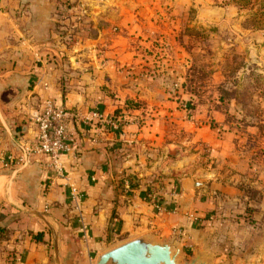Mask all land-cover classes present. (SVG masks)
Returning a JSON list of instances; mask_svg holds the SVG:
<instances>
[{
  "label": "crops",
  "instance_id": "obj_1",
  "mask_svg": "<svg viewBox=\"0 0 264 264\" xmlns=\"http://www.w3.org/2000/svg\"><path fill=\"white\" fill-rule=\"evenodd\" d=\"M68 5L0 3V264H96L143 235L178 243L184 257L199 252L214 264L245 263L253 242L248 249L239 208L250 191L264 196V136L229 122L232 110L217 105L206 111L202 104L195 119H183L152 83L122 75L141 25L111 18L108 2H76L74 8L97 5L106 16L85 15L97 36L67 43ZM46 98L72 114L76 142L62 155L63 174L36 151L35 119ZM128 99L144 108L130 109L121 129L82 123L86 110L109 116ZM172 146L177 153L170 154ZM4 154L16 163L3 167Z\"/></svg>",
  "mask_w": 264,
  "mask_h": 264
},
{
  "label": "rangeland",
  "instance_id": "obj_2",
  "mask_svg": "<svg viewBox=\"0 0 264 264\" xmlns=\"http://www.w3.org/2000/svg\"><path fill=\"white\" fill-rule=\"evenodd\" d=\"M83 1L108 2L111 18L129 17L140 23L141 35L129 41L133 57L120 68L131 82L152 83L157 97L174 101L171 110L183 119H195L202 104L206 111L217 105L232 110L229 122L249 125L264 136V29L250 25L254 9L227 0H62L69 3L62 16L73 19L72 26L64 30L67 43L99 32L85 21V15L99 16L103 11L97 5L93 10L90 6L74 8L76 2ZM111 29L118 32L121 26L115 22ZM127 104L130 108L125 105L111 113L123 126L131 120L127 116L133 115L130 109L144 108L140 100L128 99ZM89 111L81 114L84 125ZM156 114L163 122L169 118L168 114ZM205 150L210 151L209 147ZM175 153L176 146H172L170 154ZM250 192L252 198L239 208L245 218L242 227L249 230L248 249L253 242L243 264H264V208L259 202L264 196ZM217 264L225 262L217 260Z\"/></svg>",
  "mask_w": 264,
  "mask_h": 264
},
{
  "label": "built area",
  "instance_id": "obj_3",
  "mask_svg": "<svg viewBox=\"0 0 264 264\" xmlns=\"http://www.w3.org/2000/svg\"><path fill=\"white\" fill-rule=\"evenodd\" d=\"M1 2L2 0H0ZM71 118L72 114L68 110L56 105L53 99L46 98L35 119L38 132L36 151L47 155L50 158V166L60 174H63L65 170L62 155L70 150L72 143L76 142L75 135L68 127ZM84 123L87 125L104 123L115 129H121L123 126L120 119L109 117L96 110L89 111L85 115ZM15 163L16 157L12 154L2 156L3 167L8 168ZM72 194L78 196L74 186Z\"/></svg>",
  "mask_w": 264,
  "mask_h": 264
},
{
  "label": "water",
  "instance_id": "obj_4",
  "mask_svg": "<svg viewBox=\"0 0 264 264\" xmlns=\"http://www.w3.org/2000/svg\"><path fill=\"white\" fill-rule=\"evenodd\" d=\"M96 264H214V260L199 252L184 257L178 243L143 235L102 253Z\"/></svg>",
  "mask_w": 264,
  "mask_h": 264
},
{
  "label": "trees",
  "instance_id": "obj_5",
  "mask_svg": "<svg viewBox=\"0 0 264 264\" xmlns=\"http://www.w3.org/2000/svg\"><path fill=\"white\" fill-rule=\"evenodd\" d=\"M226 2H233L240 8L254 9L248 21L253 28L264 29V0H227ZM37 239L40 240V237L37 236Z\"/></svg>",
  "mask_w": 264,
  "mask_h": 264
}]
</instances>
